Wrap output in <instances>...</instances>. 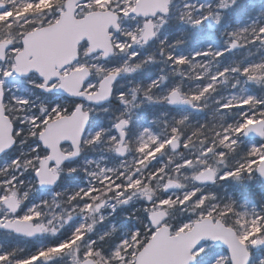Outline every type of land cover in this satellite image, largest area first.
<instances>
[{"label":"snow or ice","instance_id":"snow-or-ice-1","mask_svg":"<svg viewBox=\"0 0 264 264\" xmlns=\"http://www.w3.org/2000/svg\"><path fill=\"white\" fill-rule=\"evenodd\" d=\"M0 264H264V0H0Z\"/></svg>","mask_w":264,"mask_h":264}]
</instances>
